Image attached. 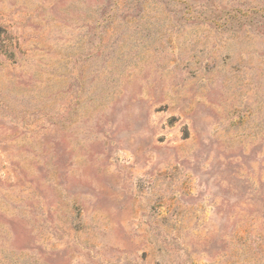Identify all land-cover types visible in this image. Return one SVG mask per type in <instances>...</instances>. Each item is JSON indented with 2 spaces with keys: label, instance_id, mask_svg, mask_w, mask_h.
Segmentation results:
<instances>
[{
  "label": "rangeland",
  "instance_id": "374dc122",
  "mask_svg": "<svg viewBox=\"0 0 264 264\" xmlns=\"http://www.w3.org/2000/svg\"><path fill=\"white\" fill-rule=\"evenodd\" d=\"M0 264H264V0H0Z\"/></svg>",
  "mask_w": 264,
  "mask_h": 264
}]
</instances>
